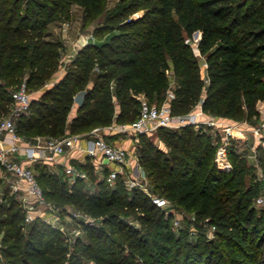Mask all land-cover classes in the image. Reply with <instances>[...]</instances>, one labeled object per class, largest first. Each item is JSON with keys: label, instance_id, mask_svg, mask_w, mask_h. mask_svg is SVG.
<instances>
[{"label": "trees", "instance_id": "obj_1", "mask_svg": "<svg viewBox=\"0 0 264 264\" xmlns=\"http://www.w3.org/2000/svg\"><path fill=\"white\" fill-rule=\"evenodd\" d=\"M105 1L0 0V116L10 114L12 94L22 83L28 90L40 89L59 70L65 45L48 31L57 16L68 19L73 5L89 17L100 16ZM140 11L143 16L132 17ZM93 34L101 42L82 47L66 75L32 98L30 112L16 119L20 135L57 138L133 123L143 97L162 105L171 89L175 98L168 101L175 115H188L201 104L204 113L237 123L260 116L264 0H123ZM78 94L83 97L70 121ZM197 127L159 128L168 153L152 147L151 135L139 137L152 194L193 214L197 224L215 228L217 240L206 243L200 238L191 245L183 242L184 235L164 219L170 208L156 206L141 189L126 191L124 176L114 187L100 180L98 194L89 195L82 179L69 182L63 172L51 174L44 163L35 164L48 203L73 206L101 222L86 226L90 242L80 246L82 258L94 264H264V208L256 205L264 183L256 178L254 164L238 152L245 143L240 134L231 140L232 168L222 171L213 136ZM257 151L264 168V148ZM76 165L96 178L89 158ZM39 166L45 168L41 173ZM3 199L0 233L10 264H68L59 230L38 222L26 233V216L9 186ZM75 257L73 264H83Z\"/></svg>", "mask_w": 264, "mask_h": 264}, {"label": "rangeland", "instance_id": "obj_2", "mask_svg": "<svg viewBox=\"0 0 264 264\" xmlns=\"http://www.w3.org/2000/svg\"><path fill=\"white\" fill-rule=\"evenodd\" d=\"M30 0H25L24 4H26ZM123 0H106L104 4V13L100 16L96 17H89L85 13L84 8L73 5L69 12V18L66 19L65 17L57 16V19L52 22L49 27L48 31L50 34V38L60 43L64 44V48L62 49V57H61V65L59 70L54 75L53 79L48 82L44 87L40 89H35L34 87L29 88V93L31 94L32 98H39L40 94L48 89L53 87L59 80H61L64 75H66L67 67L70 65L72 60L75 58L74 55H71V50L80 49L87 45L90 42H101V40L96 39L93 32L96 28L101 27L105 24L106 18L119 3ZM26 5H24V8ZM144 15V11H140L134 14L133 18H139ZM199 37H194L195 41V48L197 47ZM106 38V37H105ZM198 53V51H197ZM203 65V73L205 71ZM16 89V88H15ZM172 92V89L169 90ZM83 94H78L73 108L75 109V105L77 102L82 100ZM169 100V94H167V99L165 98L162 102V105L167 103ZM149 101V100H148ZM152 104H158L157 101L152 102ZM72 108V109H73ZM260 116L257 118H253L249 121H244L238 124L244 130V133L241 134L238 139L244 142V148L238 150L239 153L243 154V158L246 160L248 164H254L256 178H259L260 174L264 175V168L262 167L261 163L259 162L258 155L259 152L257 151L258 147L264 148V109L262 105L259 104ZM198 130H201V133L207 132L211 134L213 138L216 136L215 131L212 127H208L206 124H200L197 127ZM243 135V136H242ZM118 137L120 142L126 144V147H129V151L131 154V162L136 166L137 172L135 175L139 177L140 186L137 187L144 191L145 194L154 193L153 187L151 185V180L147 177L146 172V165H145V157H144V145L142 142V138L134 137L131 140L129 139L130 136L128 135H120ZM37 138V137H36ZM34 138L33 140H36ZM149 141L154 149L161 150L165 153L169 152V148L167 147L166 143L162 140V138L158 135V131H155L153 135L149 137ZM42 170H45L43 166L38 167V173H41ZM111 169H105L102 171L96 170V178L91 179L89 176V172L86 171L88 177L82 179L84 187L88 190L89 195L98 194V183L100 180L104 178L108 179ZM47 172L51 174H59L56 168L48 167L46 169ZM63 174V173H62ZM129 176H124L122 178L123 181H127ZM10 176L7 175L5 171L0 170V202H3V195L4 191L7 187V183L9 181ZM65 180V179H64ZM69 182H73L74 180L69 179ZM109 182V181H108ZM111 187L116 186V182H109ZM126 191L132 193L134 189L128 190L126 184H124ZM68 189H71V183L68 184ZM15 195V194H14ZM12 197V196H11ZM260 197H264V194ZM15 200H17L22 208L23 213L26 216L28 212H31L33 216V221L26 224L25 232L27 233L34 224L42 223L46 225H50L53 228L59 230V232L64 237V242L68 247L69 251V262L68 264H73V259L81 258L83 264H94L91 261H88L81 256V250L84 244L89 243L90 239L86 235V226H101V222L99 220H93L88 217L85 213L81 210L73 206H61L56 205L53 203H48L47 205H40L38 203L31 202L32 200L25 199L23 196L15 195ZM169 210L171 211V215L165 214V220H171V225L173 226V230L177 235H184V241H189L190 245L195 243L197 239H202L204 243L208 240H217L215 238L214 232L215 228H207L206 226H202L196 223L195 217L193 214H188L184 211L177 210L172 205L169 206ZM264 208V203L258 205V209ZM132 224L140 226L138 221L134 220V218H127ZM162 230V227L160 228ZM142 232L147 233L146 229H142ZM149 236V241H151ZM4 231L0 233V259L3 264H10V259L5 256L4 250L7 249V245H4ZM157 239V237H155ZM82 246V248L80 247ZM80 249V250H79Z\"/></svg>", "mask_w": 264, "mask_h": 264}, {"label": "built area", "instance_id": "obj_3", "mask_svg": "<svg viewBox=\"0 0 264 264\" xmlns=\"http://www.w3.org/2000/svg\"><path fill=\"white\" fill-rule=\"evenodd\" d=\"M206 66V65H205ZM13 105L9 115L0 116V166L10 175L9 187L12 192L31 202L47 205L42 188L38 182V174L35 170L37 163L55 162L58 156L64 155L68 149L79 146L83 136L88 137L84 151L92 159H99L100 165L105 161L112 166L108 181L115 182L119 176H129L125 182L128 190L140 186L139 175L129 171L130 157L128 151L110 143L105 137V131L109 130L117 134L128 136H140L143 134L153 135L159 128L179 130L187 125L197 124V119L191 113L188 115H175L172 112L170 102L163 105L152 104L146 98H142L141 112L139 118L133 123L117 124L106 128L97 127L87 134H78L62 137H48L43 142L35 143L18 133L16 119L28 114L31 109L32 96L28 91L26 82L12 94ZM175 98L173 92H169V100ZM205 124L212 127L215 133L220 135L216 142V162L222 171H229L232 164L229 159V147L231 140L244 130L237 122L225 121L221 118H213ZM67 176L75 179L77 177L87 178L86 174L78 171L73 166L65 169ZM260 181L264 183V175L260 174ZM152 202L163 209H167L170 203L165 198L148 193ZM264 203V197L256 200V205ZM171 211H168L169 214ZM31 212L26 215V222L33 221ZM1 257V256H0Z\"/></svg>", "mask_w": 264, "mask_h": 264}, {"label": "crops", "instance_id": "obj_4", "mask_svg": "<svg viewBox=\"0 0 264 264\" xmlns=\"http://www.w3.org/2000/svg\"><path fill=\"white\" fill-rule=\"evenodd\" d=\"M71 49L69 47V50L71 51V55H74V57H75L81 48L80 49L73 48L74 50H71ZM80 103H81V101L77 102L75 105V109L74 108L72 109L71 114H70V118H69L70 121L77 115V111H78ZM260 104L262 105V108L264 109V103H260ZM191 114L193 116H195L197 119V124H193L196 126H200V124H205V122H207L213 118H218L216 116H212V115L204 113L202 110L201 104L198 105L193 110V112ZM221 119H224V118H221ZM225 121L231 122V120H228V119H225ZM114 125H117V124H114ZM104 131H105V137L110 143L117 145V146H121V147L125 148L128 151V153H130L129 147H126V144H124V143L122 144L120 142V140L118 139V137H121L120 135H122V134H117V133L109 131V130H104ZM70 135H73V134H70L68 132L65 136H70ZM219 136H220L219 134L218 135L216 134V136L213 138L215 144H216ZM134 137H139V136H130L129 139L131 140ZM47 138L48 137H37L36 140H34V142L35 143L43 142ZM85 138H88V137L83 136L78 147L73 148V149H68L64 155L58 156L55 162H49V163H44V164L47 165L48 167L56 168L57 171H59V173L63 172L65 174V178L72 179V180H74V182H76L78 178L79 179H84V178L83 177H77V178L73 179V178L67 176L65 173L66 167L73 166V167L77 168L78 171H80L81 173L87 175L86 171L83 170V168L82 169L79 168V166H77L76 164L84 163L86 160H88V158L92 163H94L96 165V170L102 171L105 169H111L112 166L110 164L104 162L103 165H100L99 159H92V158L87 156L86 152L84 151V149L86 147V141H85L86 139ZM129 157L131 158V154H129ZM129 169H130L129 171H131V172L132 171L137 172L136 166L133 164V162H131V159H130ZM0 170L5 171L7 173V175H9L11 178V175L5 169H3L1 166H0ZM87 177H88V175H87ZM10 178H8V179H10ZM7 186H9V182L7 183ZM11 192H12V190H11Z\"/></svg>", "mask_w": 264, "mask_h": 264}, {"label": "water", "instance_id": "obj_5", "mask_svg": "<svg viewBox=\"0 0 264 264\" xmlns=\"http://www.w3.org/2000/svg\"><path fill=\"white\" fill-rule=\"evenodd\" d=\"M105 163H108V161H105Z\"/></svg>", "mask_w": 264, "mask_h": 264}]
</instances>
